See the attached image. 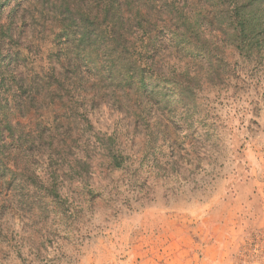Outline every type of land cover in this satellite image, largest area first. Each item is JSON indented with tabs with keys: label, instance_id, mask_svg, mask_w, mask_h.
Instances as JSON below:
<instances>
[{
	"label": "rangeland",
	"instance_id": "rangeland-1",
	"mask_svg": "<svg viewBox=\"0 0 264 264\" xmlns=\"http://www.w3.org/2000/svg\"><path fill=\"white\" fill-rule=\"evenodd\" d=\"M180 1L208 53L142 92L63 80L52 0H0V264H264V0Z\"/></svg>",
	"mask_w": 264,
	"mask_h": 264
},
{
	"label": "trees",
	"instance_id": "trees-1",
	"mask_svg": "<svg viewBox=\"0 0 264 264\" xmlns=\"http://www.w3.org/2000/svg\"><path fill=\"white\" fill-rule=\"evenodd\" d=\"M52 10L61 25L63 46L58 50L63 54L64 72L52 69L63 80L76 78L81 82L90 77L96 83L109 79L121 87L136 85L142 92L155 89L148 81L146 69L159 67L160 57L169 52L174 58L178 51L193 50L206 56V43L212 41L201 31L190 32L191 28H198L200 18L191 15L180 0H52ZM238 20L237 24H229L237 42L243 40V32L252 29L243 16ZM70 36H76L72 46L67 39ZM69 70L75 75L70 76ZM156 75L153 77L158 85L168 78ZM20 79L25 81L22 76ZM31 82H37L36 78ZM178 92L183 98L182 88ZM16 101V108L21 110L24 105ZM8 124L12 126L10 121ZM18 136L12 133L11 140L0 141V165L12 159L10 145Z\"/></svg>",
	"mask_w": 264,
	"mask_h": 264
},
{
	"label": "crops",
	"instance_id": "crops-1",
	"mask_svg": "<svg viewBox=\"0 0 264 264\" xmlns=\"http://www.w3.org/2000/svg\"><path fill=\"white\" fill-rule=\"evenodd\" d=\"M256 184H258V185H256ZM256 184H254V187L252 188L253 192H251V193H255V195H257V197H259L258 195L261 193L263 195V198H264V180L262 182L256 181ZM263 207H264V203H263ZM262 214H263V222H264V210H263Z\"/></svg>",
	"mask_w": 264,
	"mask_h": 264
}]
</instances>
